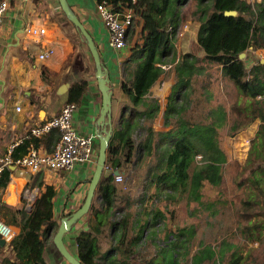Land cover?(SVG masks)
Segmentation results:
<instances>
[{
	"label": "trees",
	"instance_id": "trees-1",
	"mask_svg": "<svg viewBox=\"0 0 264 264\" xmlns=\"http://www.w3.org/2000/svg\"><path fill=\"white\" fill-rule=\"evenodd\" d=\"M109 1L123 6L129 2ZM136 10L138 18L126 36L130 54L121 64V88L128 98L115 123L113 120L106 164L120 172L127 170V174L131 168L128 176L136 190L142 175L143 192L138 189L134 198L120 199V192L128 190L129 179L120 186L114 172L101 177L85 215L88 224L76 238L78 258L84 264H156L162 255L167 264H187L189 260L191 264H223V254L211 247L191 253L186 233L192 226L175 224L176 207L180 201L201 198L206 181L213 188L224 181L228 160L219 142L223 127L233 136L259 118L264 122V63L249 55L250 48H264V0H138ZM226 11L237 14L227 15ZM188 21L196 24L200 56L178 51L179 31ZM244 52L246 56L241 58ZM172 72L175 82L164 111V125L169 129L156 130L154 121L161 106L150 97L151 89L163 75ZM201 76H206L202 87L210 106L207 119L195 122L186 118V110L188 96ZM225 78L236 86L239 95L231 107L230 123H226L227 110L220 100L216 101L217 85ZM112 87L114 91L113 83ZM88 90L87 80L74 83L68 102L80 105ZM59 138L57 129L39 137H26L12 154L19 158L31 145L51 152ZM249 159L264 164V153ZM15 170L6 166L0 171V218L21 227L10 241L14 264H47L45 248L57 226V191L41 179L38 186L44 189L30 210L26 209L29 199L24 192L19 205L6 203L3 192ZM153 184L157 189L153 195L163 199L164 206L154 205L147 210L144 204ZM32 185L28 183L25 188ZM251 203L250 199H242L243 207L238 209L244 230L251 227ZM72 214L69 211L64 216ZM231 264H264V252L250 248Z\"/></svg>",
	"mask_w": 264,
	"mask_h": 264
},
{
	"label": "crops",
	"instance_id": "crops-1",
	"mask_svg": "<svg viewBox=\"0 0 264 264\" xmlns=\"http://www.w3.org/2000/svg\"><path fill=\"white\" fill-rule=\"evenodd\" d=\"M67 1L93 36L101 58L110 71L115 89L113 120L114 116L117 119L124 101L128 98L121 88V64L129 56L131 45L128 44L123 50H116L109 45L107 30L96 8L97 0ZM30 25L45 26L47 33L36 39L27 33L26 28ZM191 35L196 41V24L193 31L191 29ZM46 48H54L55 52L47 59L41 60L39 54ZM254 59L256 60V57ZM96 70L97 66L87 40L82 39L60 0H9V8L0 25V158L5 156L11 147L19 145L32 127L43 124L57 114L68 102L70 87L82 80L89 82V90L74 114L73 123L81 134L96 135V121L102 106V93L98 86ZM171 75L169 80L164 79L163 75L151 89L150 97L157 99L161 106L154 121L156 130L169 129L164 125V111L175 82V73L172 72ZM205 77L201 76L200 81L195 82V88L188 96V120L199 122L207 119L210 102L206 90L202 87ZM217 86L216 101L220 100L227 110L226 123H230L233 116L232 104L239 99L237 88L226 78L221 79ZM17 107H20V110H17ZM263 126L264 122L259 118L233 136L226 133V127L220 130L219 142L228 160L223 170L224 181L218 188L211 187L206 181L201 198H189L186 203L187 225L192 226L188 228L186 236L193 252L199 248L211 247L218 254H223V264L236 262L238 257L247 253L250 248L264 252V244H261L264 240V164H255L249 159L264 153ZM96 141V147H99L97 136ZM198 156L199 153L197 158ZM147 160L150 161L151 157ZM236 161L238 164H235ZM95 167L78 163L69 170H43L38 173L16 169L12 181L3 192L2 200L13 205L20 204L24 192L26 198H29L26 206L28 211L29 206L34 203L31 196H37L44 189L38 186L41 179L55 186L57 194L54 198V219L57 226L45 248L47 264H71L54 243V236L64 213L74 212L83 204L89 188L88 180ZM131 172L130 168L129 174ZM122 173L124 182L129 179L127 196L124 198H132L136 187L133 186L129 174ZM141 176L137 190L143 192ZM28 183L33 185L25 188ZM244 183L246 187L250 186V230H244L239 224L241 215L238 209L241 198L237 194L239 185ZM156 191L153 184L148 191L150 197L144 204L147 210L154 205L164 206L163 199L153 195ZM9 224L14 230V235L20 233L19 224ZM86 224L88 223L84 216L64 235L65 245L77 257L76 238ZM175 224L178 222L175 221ZM0 245V264H14L16 257L11 242L7 240ZM228 254L235 255L234 261L229 260L231 258ZM156 264L167 262L159 255Z\"/></svg>",
	"mask_w": 264,
	"mask_h": 264
},
{
	"label": "built area",
	"instance_id": "built-area-1",
	"mask_svg": "<svg viewBox=\"0 0 264 264\" xmlns=\"http://www.w3.org/2000/svg\"><path fill=\"white\" fill-rule=\"evenodd\" d=\"M138 0H129L128 4L123 6L114 4L109 0H97L96 8L107 30L108 43L116 50H123L127 47V31L134 21L138 18L136 5ZM9 8V0H0V25ZM31 36L40 38L47 33L45 26L36 27L30 25L26 28ZM55 52L54 48H46L40 54L39 58L45 60ZM256 60L264 63V48H250L249 55ZM75 102H66L62 109L47 119L43 124L32 127L27 137L41 136L52 130H59L60 138L53 151L49 152L44 147H35L31 145L26 154L19 158L13 156L14 146L9 149L7 154L0 158V171L6 166L15 169H24L32 173H38L43 170L61 171L69 170L76 164H87L96 166L99 147H96V135L81 134L74 126V114L78 109ZM20 110V107H17ZM116 182L124 183L122 172L115 174ZM0 236L6 241H11L14 236V230L11 224L0 218Z\"/></svg>",
	"mask_w": 264,
	"mask_h": 264
},
{
	"label": "water",
	"instance_id": "water-1",
	"mask_svg": "<svg viewBox=\"0 0 264 264\" xmlns=\"http://www.w3.org/2000/svg\"><path fill=\"white\" fill-rule=\"evenodd\" d=\"M63 6V9L68 14L69 18L74 22V24L81 30L85 35L87 43L90 47L91 53L94 57L97 70L96 77L98 80V86L102 93V106L100 110L99 117L96 121V136L99 138V153L96 163L95 170L90 179L88 192L85 198V201L76 209L71 216H64L59 225L58 231L54 236V243L59 248L63 256L71 264H84L82 263L77 256L72 254L67 246L65 245L64 235L69 232L73 225L76 224L82 217H84L91 208V204L95 195L97 185L102 176H109L111 173L118 174L120 170H114L109 168L106 164L107 162V149L109 145L110 138L113 132V87L111 81V75L109 69L103 64L101 60L100 51L95 43L93 36L87 30L85 24L80 20V18L75 14V12L70 8V5L67 0H60ZM227 15H236V11H226ZM246 53L241 54V58H244ZM65 87H67L65 85ZM15 169V168H14ZM32 200L35 199L36 195L31 196ZM33 204V203H32ZM32 204L29 206V210L32 207ZM6 240L4 238L0 239V243L4 244Z\"/></svg>",
	"mask_w": 264,
	"mask_h": 264
},
{
	"label": "rangeland",
	"instance_id": "rangeland-1",
	"mask_svg": "<svg viewBox=\"0 0 264 264\" xmlns=\"http://www.w3.org/2000/svg\"><path fill=\"white\" fill-rule=\"evenodd\" d=\"M193 28H194V23L188 21V22H185L183 27L180 29L179 35H178V39L176 41V45H177L179 53L191 51V52L195 53L196 55H199V51H198V47H197L196 41H194V37L191 35V29L193 31ZM212 70L215 71V68L212 69ZM171 77H172V75L170 73H166L164 75V79H168L169 80ZM174 80H175V78H174ZM163 81H167V80H163ZM120 113H121V109H120ZM120 113H119V115H120ZM116 120H117L116 116H114V123H115ZM235 164H238V162L236 161ZM125 167H126V165H125ZM125 175H128L127 174V170L125 171ZM91 177H90V179H91ZM90 179L88 180V183H90ZM117 184L120 185V184H123V183H117ZM127 191H123L122 190L120 192L119 198L122 199V198H124V196H127ZM136 191L137 190H134V192H133L134 195L132 193V195H133L132 198H134L137 195ZM249 194H250V186L246 187V183H244L242 185H239L237 196L241 198L240 201L242 199L243 200L244 199H249ZM242 207H243V204L241 205V208ZM176 218H177V222L180 225H187V220H188L187 219V208H186V203L184 201L178 202V205L176 207ZM215 224H218V222H215ZM215 226L217 227V225H215ZM190 249H191V253H193V247L192 246H190ZM229 260L234 261L233 258H231ZM187 264H191L190 260L188 261Z\"/></svg>",
	"mask_w": 264,
	"mask_h": 264
}]
</instances>
